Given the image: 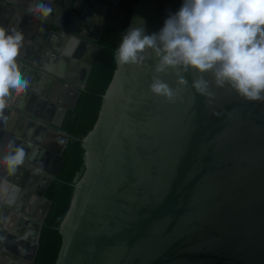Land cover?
<instances>
[{
	"label": "water",
	"instance_id": "1",
	"mask_svg": "<svg viewBox=\"0 0 264 264\" xmlns=\"http://www.w3.org/2000/svg\"><path fill=\"white\" fill-rule=\"evenodd\" d=\"M11 1L0 3L15 13L10 28L24 36L21 64L35 63L38 42L44 51L41 63L36 60L50 82L35 84L38 100L16 102L28 116L17 122L13 109L6 125L16 121L15 140L27 156L15 175L0 167V178L20 190L15 205L0 206V264H33L52 206L46 193L70 140L63 128L70 107L62 99L76 87L77 105L101 49L95 41L121 0L113 6L104 2L111 0H67L65 16L54 0H42L53 12L41 20L26 14L29 5ZM182 4L140 0L129 29L158 33ZM52 24L65 32H53ZM144 57L118 65L99 119L83 140L86 171L59 228L56 264H264V102L216 87L210 73L204 79L211 95H201L192 86L195 73H156L152 50ZM180 75L187 85L178 83ZM154 77L176 92L173 102L150 92ZM4 145L6 138L0 151Z\"/></svg>",
	"mask_w": 264,
	"mask_h": 264
},
{
	"label": "clouds",
	"instance_id": "2",
	"mask_svg": "<svg viewBox=\"0 0 264 264\" xmlns=\"http://www.w3.org/2000/svg\"><path fill=\"white\" fill-rule=\"evenodd\" d=\"M52 12V6L42 0H34L26 9V14L38 19ZM23 40L21 32L0 26V119L5 122L7 101L23 94L30 83L17 63ZM149 49L156 57V73L169 68L195 73L199 78L192 86L201 95H211L204 79L210 73L216 87L227 85L247 101L264 102V0H183L158 33L146 35L143 27L128 29L115 51V62L140 64ZM178 83L187 85L188 81L180 75ZM149 90L169 102L176 98V92L157 77ZM26 156L25 148L10 140L7 153L0 156V167L8 176L15 175ZM19 191L0 178V206L15 205Z\"/></svg>",
	"mask_w": 264,
	"mask_h": 264
},
{
	"label": "trees",
	"instance_id": "3",
	"mask_svg": "<svg viewBox=\"0 0 264 264\" xmlns=\"http://www.w3.org/2000/svg\"><path fill=\"white\" fill-rule=\"evenodd\" d=\"M139 1L121 0L112 23L103 30L99 41L101 49L89 83L79 96L77 105L69 108L63 126L70 134L64 152L66 161L46 193L52 200V206L43 225L40 247L33 264H56L62 246L59 228L69 210L75 186L86 171L87 149L83 140L99 119L104 95L118 67L115 51L122 35L130 27L133 10Z\"/></svg>",
	"mask_w": 264,
	"mask_h": 264
},
{
	"label": "flooded vegetation",
	"instance_id": "4",
	"mask_svg": "<svg viewBox=\"0 0 264 264\" xmlns=\"http://www.w3.org/2000/svg\"><path fill=\"white\" fill-rule=\"evenodd\" d=\"M4 2H7V3H9V4H11L12 5V1L11 0H3ZM19 2H23V3H25V4H27V5H30L31 3H33L34 2V0H18ZM67 2V0H54V2H55V5L57 6V8L59 9L58 10V15H59V13H61L60 14V16H65V15H67L66 14V12L64 13V10L66 9L65 7H66V5L65 4H63L64 2ZM79 0H75L73 3H71V4H73V5H75V3L76 2H78ZM83 2L82 3H84V1L85 0H82ZM104 1V0H103ZM115 1L116 0H111V1H104V2H107V4L108 5H111V6H113L114 5V3H115ZM18 2V3H19ZM19 6V5H18ZM7 7H9L10 8V6L9 5H7L6 7H4V5L3 4H1L0 3V26H4L5 28H8V29H11L10 27H11V21H12V19H13V16H14V12H10L9 10H8V8ZM119 7V6H118ZM71 9L76 13V12H78L76 9H74V6H72L71 7ZM117 10H118V8H116V11H115V13H114V16H113V19H114V17H115V15H116V13H117ZM108 13H109V11L106 13V16H105V13H104V17H106L107 18V15H108ZM103 15V14H102ZM41 20V19H40ZM88 26L87 25H83V28L84 29H86ZM106 27V26H105ZM104 27V28H105ZM17 28H19V26H17ZM50 28H51V30H53V32L54 31H57V32H65L64 31V28L62 27V26H60V25H56V24H52L51 26H50ZM104 30V29H103ZM68 30H66V32H67ZM102 33H103V31H102ZM74 35H78L79 36V34L77 33V32H74L73 33ZM101 37H102V34H101ZM101 39V38H100ZM100 39L99 40H97V41H95V43L97 44V45H99V41H100ZM34 47L36 48V49H32V52L34 53V55L36 56V59L38 58V56H39V58H38V62H39V59H40V57H42V51H44V47L42 46V45H40L38 42H34ZM33 59V61L35 62V63H28L27 61H26V64L25 65H22L21 64V62H24L22 59H21V57H17V63H18V65H19V67H20V71L24 74V76H25V78H27L28 80H29V87H28V89L23 93V94H21V95H19V96H15V95H13V97L11 98V99H9L8 100V102H7V107L5 108V110H9L8 112H4V114H5V117H6V122L3 120V119H0V127L1 128H3L4 130H3V132H4V135H3V132H2V135L0 136V141H1V139L3 138V136H5V138H6V145H4V148H5V152L4 151H0V153L1 154H6L7 153V144H8V141H15L16 142V145H17V140H15V137H17V135L15 134V130H16V128H17V126H18V124H16V121L15 120H17V122L19 121V119H20V117L21 116H28V113L27 112H25L24 111V109H22V108H19V107H16V102H22V101H26V103H25V105H27L28 104V99H26V98H29V97H32V101H34V100H38V98H36L37 96H40V94L38 93V92H36L35 90V84H40L41 82H43L44 80H46L47 82H50V79L48 78V77H46L45 75H44V72H42L45 68H43V67H41V66H39V64L37 63V60L36 59H34V58H32ZM39 63H41V62H39ZM32 67V68H31ZM30 68H31V70H30ZM42 72V73H41ZM57 86V85H56ZM77 87H79L80 88V86L79 85H77ZM56 90H58V86L56 87ZM74 92H77L78 93V89L75 87V89H74ZM20 98H25V100H20ZM18 100H20V101H18ZM73 105V104H72ZM66 106H68V107H70L71 105H68V104H66ZM35 108V107H34ZM13 109L14 110H16V111H19V113L17 112V114L14 116V119H13V123H12V125H11V129H9V128H7L6 127V125H7V122H8V120H9V118H10V111H13ZM12 118H13V116H12ZM65 123V122H64ZM16 124V125H15ZM46 143H47V145L49 146V141H46ZM52 162H55V161H52ZM7 173V172H6ZM5 173V174H6ZM8 175V174H7ZM28 252V251H27ZM33 252H34V247H30V250H29V252H28V254H27V257L29 256V257H31V255L33 254Z\"/></svg>",
	"mask_w": 264,
	"mask_h": 264
},
{
	"label": "crops",
	"instance_id": "5",
	"mask_svg": "<svg viewBox=\"0 0 264 264\" xmlns=\"http://www.w3.org/2000/svg\"><path fill=\"white\" fill-rule=\"evenodd\" d=\"M107 17H108V15H107ZM105 19H106V17H105ZM43 72V71H42ZM41 72V73H42ZM72 87H74V85L72 86ZM75 89V88H74ZM74 89H70V90H68V91H66L65 92V94H64V97H63V99H62V102H65L66 104H68V105H72L73 104V100L76 98V96L78 95V93L77 92H74ZM62 94H63V92H62ZM8 102V101H7ZM65 104V105H66ZM11 115V114H10ZM12 116V115H11ZM2 135V132L0 131V136ZM3 135H4V133H3ZM3 138H5V136H3ZM57 143H54L55 145H54V147H57V145L59 144V140H57L56 141Z\"/></svg>",
	"mask_w": 264,
	"mask_h": 264
}]
</instances>
